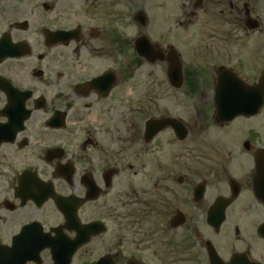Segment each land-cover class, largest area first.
Here are the masks:
<instances>
[{
  "label": "flooded vegetation",
  "instance_id": "flooded-vegetation-1",
  "mask_svg": "<svg viewBox=\"0 0 264 264\" xmlns=\"http://www.w3.org/2000/svg\"><path fill=\"white\" fill-rule=\"evenodd\" d=\"M130 1L0 0V264H264V103L218 120L216 65L196 154L189 123L158 114L136 72L152 65L137 37L173 45ZM255 3L183 0L175 25L202 14L251 32ZM259 65L251 77L226 66L257 85ZM162 118L182 129L153 132Z\"/></svg>",
  "mask_w": 264,
  "mask_h": 264
},
{
  "label": "rangeland",
  "instance_id": "rangeland-1",
  "mask_svg": "<svg viewBox=\"0 0 264 264\" xmlns=\"http://www.w3.org/2000/svg\"><path fill=\"white\" fill-rule=\"evenodd\" d=\"M255 2L258 15L256 17L260 26L250 32L233 25L221 24L219 18L212 19L202 14L199 21L196 20L188 26L182 23L176 28L174 19L182 17V10L177 6L182 5L183 0L130 1L131 16L133 17L138 8L147 12L151 20L147 31L151 38L157 39L163 46L174 45L183 63L182 72L184 70V74L192 75V78L196 74L194 81L191 82L195 86L194 91L188 96L189 90L186 86L173 89L169 85L165 63L147 64L141 71H136L146 74L147 87L152 89L151 93L148 92L149 97L154 106L161 109L158 114H169L189 123L191 126L189 140L194 141L199 149L195 150L196 154L207 150L202 124L205 121L203 116L207 114V107L211 105L216 65H231L249 77L252 76L253 67H256L257 63L260 64V68L264 66V0ZM130 33L133 39L139 34V27L132 23ZM257 121L259 129L264 133V112L257 117ZM228 131L226 136L230 137L231 132ZM238 131L235 129L234 133L237 134ZM161 139L176 141L168 131L161 135ZM259 141H264V138Z\"/></svg>",
  "mask_w": 264,
  "mask_h": 264
},
{
  "label": "water",
  "instance_id": "water-1",
  "mask_svg": "<svg viewBox=\"0 0 264 264\" xmlns=\"http://www.w3.org/2000/svg\"><path fill=\"white\" fill-rule=\"evenodd\" d=\"M136 15L140 21L145 19L143 11H139ZM134 47L136 53L147 61L167 60L169 63L167 71L169 82L176 88L181 87L183 82L182 62L176 49L170 48L167 54L161 49L154 51L146 35L138 37L135 40ZM219 75L217 91L218 118L229 121L238 115L252 116L260 110L264 103V73L257 85H247L232 71L226 70L224 67L219 68ZM153 125V132H155L156 125H158V129L164 128L166 125L172 126L175 130L182 129L179 122L173 118H162L148 123L150 128Z\"/></svg>",
  "mask_w": 264,
  "mask_h": 264
}]
</instances>
